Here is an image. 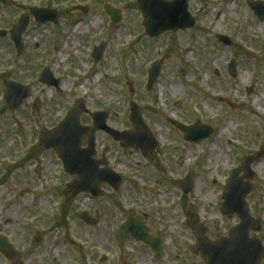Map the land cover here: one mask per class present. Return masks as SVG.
Segmentation results:
<instances>
[{"label":"rangeland","instance_id":"rangeland-1","mask_svg":"<svg viewBox=\"0 0 264 264\" xmlns=\"http://www.w3.org/2000/svg\"><path fill=\"white\" fill-rule=\"evenodd\" d=\"M236 1L237 9L229 14L226 4L230 0H188L195 25L168 30L156 37L146 33L137 0L1 1L0 29L7 31L31 7H49L59 12L58 23L37 22L31 16L23 34L22 52L16 50L9 35L0 36V235L9 240L14 257L23 258L25 264H110L120 260L195 264V240L187 225L186 209L192 204L198 207L201 221L209 224L212 236L228 234L240 222L238 214L221 212L229 172L247 155L259 151L261 156L251 165L252 178L243 180L252 186L246 201L253 216L262 223L264 237V114L259 105L253 104L257 97H264V57L248 58L240 47L248 44L251 35L264 38V19L254 13L249 0ZM105 2L121 9V22L111 21L103 8ZM84 5L90 7L87 14L71 11L72 7ZM216 6L220 9L210 15L209 24L207 14ZM221 14L226 17L220 19ZM77 24L82 30L75 32ZM217 35H226L231 44H225ZM65 41L69 46L64 54L71 63L63 65L55 47H62ZM76 41L83 45L80 49L91 68L105 67L115 59V76H102L98 85H89L85 93H75V79L83 77L75 71L76 52L70 50ZM102 41L106 48L97 61L92 56L93 47ZM186 48L194 49L187 65L183 62ZM160 59L162 71L148 90V69ZM232 60L236 75L229 73ZM47 67L60 79L59 87H49L39 80ZM242 69L248 74L241 82L238 73ZM4 78L31 89V95L17 109H11L5 101ZM107 89L111 96L105 93ZM80 97L87 108L81 122L92 124L91 113L106 110L109 126L132 129L130 112L135 105L159 142L158 150L149 158H144L137 148L110 144L120 158L115 166L125 182L119 192L108 194L103 212L115 214L117 208L122 209L117 211L120 215L130 208L146 212L153 231L164 236V250L159 257L124 234L116 235L113 227L102 233L99 227H86L78 214L73 219L68 215L64 190L57 188L65 182L66 173L55 149L40 148L39 133L59 125ZM170 117L186 124L199 119L210 125L213 133L195 142L184 141L183 133L169 123ZM228 125L234 126L228 129ZM99 138L109 144L106 137ZM188 150L190 154L186 155ZM219 151L222 161L209 159ZM37 164L43 167L39 176L34 172ZM189 173L194 174V182L186 193L182 184ZM244 174L241 171L239 177ZM28 187L37 199L33 200L37 202L33 211L25 210L33 202H24L19 196ZM161 192L172 194L162 201ZM74 206L83 208L77 199ZM94 206L101 209L98 203ZM41 233L45 239L38 242L36 237ZM0 264H14V259L0 251Z\"/></svg>","mask_w":264,"mask_h":264},{"label":"water","instance_id":"water-1","mask_svg":"<svg viewBox=\"0 0 264 264\" xmlns=\"http://www.w3.org/2000/svg\"><path fill=\"white\" fill-rule=\"evenodd\" d=\"M249 4L255 13L263 19L264 2L249 1ZM138 5L144 17L143 25L150 36H158L171 29H185L192 27L195 24V19L188 11V0H138ZM74 8H81L84 12H87L88 10L87 6H76ZM104 8L110 15L112 21L119 22L122 19L120 9L113 7L110 3H105ZM31 12L40 22L46 20L54 22L58 21V13L55 10L33 8L31 9ZM28 24L29 16L24 15L20 19L18 25H16L11 31L12 39L16 43L19 51L23 48L22 35ZM1 33L5 34L4 31H1ZM218 38L224 43H231L227 36L218 35ZM104 49L105 42H102L100 46L94 48V57L99 59ZM162 62V60H159L152 64V67L149 70L148 88L153 86L160 74ZM230 73H236V63L234 61L230 63ZM41 80L49 83L54 82L52 75L48 70L42 74ZM5 83L7 86L6 100L12 108H17L22 100L29 95L30 91L27 87L13 81L6 80ZM130 86H132V84H130ZM84 110V101H77L68 111L67 117L57 128L41 136L43 148H57L58 156L63 161L66 171L79 173L81 175L96 174L93 168V162L91 161V157L95 152L94 132L96 129H104L107 132L112 133L113 136L116 139L121 140L123 144H129L131 146L137 145L141 147L144 154L153 152L157 147L155 136L145 124L142 114L136 106L132 108L131 113V121L134 130L123 132L115 131L107 126L105 122L107 112L94 113L95 128L87 130V128L80 125L79 120L80 113ZM170 122L185 133V138L187 140L205 138L213 131L210 126L201 123L199 120L193 125H186L175 119H170ZM88 132L90 135V146L87 149H80L81 137ZM260 155V153H256L247 156L241 166L234 168L230 172V178L223 194L224 203L222 206V212L229 215L237 213L240 216L241 221L240 224L236 225L231 230L229 237H224L220 241H208L206 238H201V236L205 234L206 228L196 224L199 219L196 210H190L188 212V217L193 222L191 224L192 230L198 238H201V243L198 249L205 251V260L208 264H260L263 247L257 237L249 238L248 235L249 230L256 227V224L249 215V208L245 201V197L251 190V185L249 183H244L242 179L238 177V174L242 170L246 172V176L251 177V164ZM192 179L193 175L187 176L184 182L186 191L190 190ZM78 182L79 183H76V185L82 184V189H84L89 180L86 177L81 176ZM121 182L122 180L119 178L116 187H118ZM137 238L147 241V238L143 235H137ZM0 248L3 251L10 253V248L6 240L2 237H0ZM17 264L23 263L18 261Z\"/></svg>","mask_w":264,"mask_h":264},{"label":"flooded vegetation","instance_id":"flooded-vegetation-1","mask_svg":"<svg viewBox=\"0 0 264 264\" xmlns=\"http://www.w3.org/2000/svg\"><path fill=\"white\" fill-rule=\"evenodd\" d=\"M82 124L85 125H89V123H84L82 122ZM99 135H102L103 137H106V139L104 140H108L109 144L104 143L105 141L102 142V140L99 138ZM95 149H96V154L93 156L94 160L96 161H100L103 162L100 165H94V169H95V173L96 174H91L89 175L90 178L97 180V178L100 179H104L107 180L108 182H100L98 185L99 187L97 189L94 190V193L92 190L89 191H82L79 193H74L75 191L78 192V189H74L72 187H70V184H73V182H75V180L79 179L78 175H73L70 173H66L65 176V182H62L59 187V189H63L64 190V195H65V201H68V215H71V218L73 219V217L75 216V214L79 215L80 218H82V216H86L87 219L82 221L84 222V224L86 225V227L88 228H100L99 231H101L103 233V231L108 230V227H113L115 234L119 235V234H124L126 237H128L129 241H134L136 243L142 244L145 247L149 248V251L155 255L154 253V249H153V245H149V243H144L142 241H137L134 237V235L132 234L133 232L135 234H141V233H145L148 236L150 235L151 237H155V236H160L162 238V244L164 242V236H162V234L160 233H155L153 231V226L152 223H150L149 221V215L146 212L143 211H139L135 208H130L129 210H126L125 213H123V215H120V213H117V211H122L121 208H117V211L115 214H111V215H106L105 213V200L106 198H109L108 194L111 195L112 193L115 192H119V190L122 188L119 187L117 189H114L112 187V185L110 184V182H113L112 177L115 174H112L110 171L109 172H105L104 170L108 169L107 167H110L111 169L115 170V171H119L116 166L115 163H120V158L117 155H114L113 152V147L110 145H115V143H117L119 146H121V144L116 141L111 135L107 134L104 131H96L95 132ZM87 146V136L82 137L81 140V147L84 148ZM120 172V171H119ZM116 176V175H115ZM114 178V177H113ZM30 184H34L33 181ZM31 188V187H30ZM29 187L26 188L25 190H23L21 199L27 203H32L34 198L36 199V196L31 192V189ZM95 188V187H93ZM96 194V196H95ZM77 199L78 203H80L82 205V209L79 210L80 207H75L74 206V200ZM37 200V199H36ZM100 204L101 205V209L96 208V206L92 207L95 204ZM91 205V207H89L88 205ZM87 205V206H86ZM37 206V202H33L32 203V207L30 208H25V210H31L33 211L34 208ZM64 211H67V208L64 209ZM121 217L123 218V221H121ZM132 221V222H130ZM206 225L208 226V233H207V237H209L212 240H215L217 238H220V234L219 235H211L209 234L210 231V226L209 224L206 222ZM107 227V228H105ZM262 225H260L259 223V230H258V236L261 240V242H264V237H262L261 235V230H262ZM219 228V227H218ZM128 229V230H127ZM217 229V226H216ZM131 230V232L129 231ZM218 230V229H217ZM40 240L38 242H41L45 239L44 234H39ZM195 240V245L199 244V240L194 237ZM164 249V247H163ZM195 258H197L196 263L195 264H207L204 258V255L201 251H199L198 253H195ZM156 257H159L157 255H155ZM264 261V253H263V257H262V262L261 264H263ZM101 264H105V261L100 262ZM161 264V262H152L149 261V264ZM97 264V263H94ZM110 264H138L133 263L131 261H117V262H111Z\"/></svg>","mask_w":264,"mask_h":264},{"label":"bare ground","instance_id":"bare-ground-1","mask_svg":"<svg viewBox=\"0 0 264 264\" xmlns=\"http://www.w3.org/2000/svg\"><path fill=\"white\" fill-rule=\"evenodd\" d=\"M219 2V0H216ZM219 5H222L219 3ZM226 7L228 8V13L232 14L236 9H237V1L236 0H230L229 4L227 2ZM219 7H214L211 11H209V14H207V22L210 24V15L213 14L216 11H219ZM223 14H221L220 19H223L224 17H226V15L224 14V16H222ZM205 28H207L205 26ZM75 32H78L80 30H82L81 26L79 24H77L74 29ZM248 33V32H247ZM249 42L247 45H243L241 44L240 47L242 49V53L243 55L247 56L248 58H250L252 55H258L259 57H264V38H260L257 37L255 34L251 35L250 38H248ZM68 41H65L64 44L62 45V47H55V50L57 51L58 55H59V60L60 63H62L63 65H66L68 63H71V60L69 59V57H66L64 54L65 49L68 47ZM83 48V45L76 41L74 42L71 46H70V50H74L75 53V57H74V65H75V71H77L79 74H81L83 77L79 78L78 80L75 79V84H76V92H82L85 93V90L87 87H89V85H93V86H97L101 77L104 76L105 78H113L115 76V59H111V62L106 65L105 67H102L101 65H97L95 68H91V64L86 61L81 49ZM194 55V49L192 48H186V53H185V60L183 62H185V64L187 65L190 61V58ZM196 64H198V62L196 61ZM188 67V66H187ZM189 70V68H188ZM191 72V71H190ZM189 72V73H190ZM247 72H245L244 69L240 70L238 73L239 79L242 82L243 80H245V77L247 76ZM52 85H49V87H51ZM217 89V88H216ZM111 91H114V87L111 88ZM111 91L107 89V91H105V93L109 96H111ZM209 93V91L207 92ZM210 94V93H209ZM264 97L262 96V98L259 96L257 97L253 104L255 105H259L261 111L264 114ZM263 101V104H261ZM234 125H228L227 128H231ZM186 155L190 154V151H186L185 153ZM221 151H219L217 154L214 155H210L209 159H215L216 161L220 162L222 161L221 158ZM171 195L172 192H161L159 193V198L160 200H166L167 196ZM210 195V192L207 194V196Z\"/></svg>","mask_w":264,"mask_h":264}]
</instances>
